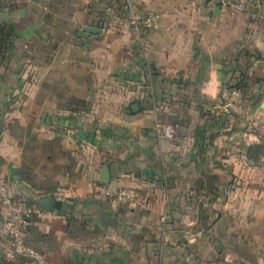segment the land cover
Instances as JSON below:
<instances>
[{
	"label": "crops",
	"instance_id": "1",
	"mask_svg": "<svg viewBox=\"0 0 264 264\" xmlns=\"http://www.w3.org/2000/svg\"><path fill=\"white\" fill-rule=\"evenodd\" d=\"M136 1L160 15L146 48L126 0H0V179L62 203L26 242L50 264H264V0ZM4 218L0 264H37Z\"/></svg>",
	"mask_w": 264,
	"mask_h": 264
},
{
	"label": "built area",
	"instance_id": "2",
	"mask_svg": "<svg viewBox=\"0 0 264 264\" xmlns=\"http://www.w3.org/2000/svg\"><path fill=\"white\" fill-rule=\"evenodd\" d=\"M193 6H199L205 0H190ZM128 8V21L134 29L141 46L147 47L146 31L155 25L160 18L153 11H142L136 0H126ZM219 8L235 15L247 11L250 0H217ZM158 131L169 139H182L183 129L173 124H158ZM257 142H264V125L257 127L252 132ZM100 193L109 198L113 203H129L140 208L146 207L140 193L133 188H122L113 190L106 185L99 188ZM195 193V191H193ZM0 199L2 201L5 220L4 227L6 237L10 242L9 257L11 259L28 257L36 260L37 264H50L46 257L28 246L26 242L27 232L36 215L42 214L44 209L32 203L29 199L16 198L9 190L8 182L0 179ZM163 222L169 221V215L162 216Z\"/></svg>",
	"mask_w": 264,
	"mask_h": 264
},
{
	"label": "water",
	"instance_id": "3",
	"mask_svg": "<svg viewBox=\"0 0 264 264\" xmlns=\"http://www.w3.org/2000/svg\"><path fill=\"white\" fill-rule=\"evenodd\" d=\"M211 0H207V2H210ZM88 31L91 32H96L97 30L93 29V28H87ZM133 108L135 110H137L138 106L134 105ZM254 148L258 151L259 149V145H254ZM143 151L146 154H149L150 151L148 149H143ZM30 201L34 204H36L37 206L43 208L44 210L47 211H53L55 208H60L62 203L61 201H57L53 195H49V196H45V197H40V198H31ZM108 217L105 218V220L107 221ZM179 236V238H183V237H189V234L187 232H180L179 234H177V237Z\"/></svg>",
	"mask_w": 264,
	"mask_h": 264
},
{
	"label": "trees",
	"instance_id": "4",
	"mask_svg": "<svg viewBox=\"0 0 264 264\" xmlns=\"http://www.w3.org/2000/svg\"><path fill=\"white\" fill-rule=\"evenodd\" d=\"M2 46H3V45H2V43H0V49H1V50H3V49H4V48H2Z\"/></svg>",
	"mask_w": 264,
	"mask_h": 264
},
{
	"label": "rangeland",
	"instance_id": "5",
	"mask_svg": "<svg viewBox=\"0 0 264 264\" xmlns=\"http://www.w3.org/2000/svg\"><path fill=\"white\" fill-rule=\"evenodd\" d=\"M8 104H9V106H11V104H12V105H14L13 103H10V101H9V103H8Z\"/></svg>",
	"mask_w": 264,
	"mask_h": 264
}]
</instances>
